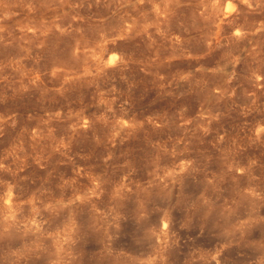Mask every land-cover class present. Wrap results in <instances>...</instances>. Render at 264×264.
<instances>
[{
    "label": "rangeland",
    "instance_id": "1",
    "mask_svg": "<svg viewBox=\"0 0 264 264\" xmlns=\"http://www.w3.org/2000/svg\"><path fill=\"white\" fill-rule=\"evenodd\" d=\"M0 264H264V0H0Z\"/></svg>",
    "mask_w": 264,
    "mask_h": 264
}]
</instances>
